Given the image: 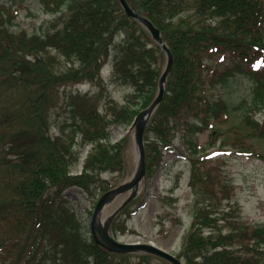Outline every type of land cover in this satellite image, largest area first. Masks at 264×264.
<instances>
[{
    "label": "trees",
    "instance_id": "1",
    "mask_svg": "<svg viewBox=\"0 0 264 264\" xmlns=\"http://www.w3.org/2000/svg\"><path fill=\"white\" fill-rule=\"evenodd\" d=\"M126 1L160 31L173 56L144 145L146 180L174 140L188 152L194 210L176 256L184 264H264V227L242 222L219 158L198 149L196 138L213 131L207 148L219 142L220 152L230 146L264 162V0ZM42 3L55 18L39 34L13 30L16 13L0 7V264H169L97 245L64 196L78 188L94 201L112 188L103 175L124 170L126 139L111 141L110 129L130 127L155 99L165 54L118 0ZM109 59V84L130 89L121 105L100 77ZM243 71L254 96L236 125L213 92ZM83 83L94 91L75 89ZM88 146L73 174L79 149ZM131 205L112 220L114 238L135 233L127 225Z\"/></svg>",
    "mask_w": 264,
    "mask_h": 264
},
{
    "label": "rangeland",
    "instance_id": "2",
    "mask_svg": "<svg viewBox=\"0 0 264 264\" xmlns=\"http://www.w3.org/2000/svg\"><path fill=\"white\" fill-rule=\"evenodd\" d=\"M1 6L11 8L16 13V17L12 20V29L15 31L24 29L28 33L39 34L53 25L55 15L46 9L42 0H0ZM165 63L162 64L163 68ZM254 88V82L243 71L231 77L224 86L218 87L213 93L216 96H223L235 116L234 123L239 125L240 119L236 116L249 108L248 105L252 103L254 96ZM105 92L121 105L125 103V97L130 93V89L108 84ZM100 110L104 112L102 106ZM254 117L262 120L260 114H255ZM230 126L231 123L222 127L223 135ZM52 131L55 133L56 129ZM213 136V131L196 135L198 149L206 148L205 154L219 158L221 174L229 182L232 193L231 204L237 209V215L242 222L264 227V162L245 156L230 146L220 152L219 142L207 148ZM110 138L113 142L126 139L124 170L121 173L103 175V178L114 188L134 176L137 169V154L133 128L113 126L110 129ZM173 145V149L164 153L163 162L153 178L143 179L135 190L119 195L105 208L106 217L120 208L126 199L135 196L132 199V201L136 200L131 205V216L127 221L129 229L135 233L118 235L119 241L152 243L173 255L178 254L184 236L192 223L194 195L188 185L190 175L188 152L178 139L174 140ZM89 148L88 146L79 149L81 161L72 169L73 174L81 172L82 161ZM64 196L83 223L85 234L89 237L91 213L100 196L98 195L94 201L88 200L78 188L66 190ZM262 253L264 258V247ZM154 263L162 264L158 260Z\"/></svg>",
    "mask_w": 264,
    "mask_h": 264
},
{
    "label": "water",
    "instance_id": "3",
    "mask_svg": "<svg viewBox=\"0 0 264 264\" xmlns=\"http://www.w3.org/2000/svg\"><path fill=\"white\" fill-rule=\"evenodd\" d=\"M119 3L123 9L124 14L127 17L138 21L146 29V31L150 34L152 39L160 46V48L166 55V65L159 79L158 92H157V95L154 101L151 103V105L147 109L139 113V115L136 117V120L134 122V126H135L134 146H135V150L137 154L136 173L133 176V178L130 179L128 182L123 183L115 187L114 189L109 190L108 192H106L100 197L92 213L91 222H90V230H91V234H92L94 241L98 245L102 246L103 248L107 249L110 252L119 253V254L146 253V254H151L159 258H162L165 261L169 262L170 264H183V262H181L171 253L166 252L165 250L155 247L153 245L121 243L115 240L108 233V223L104 228H101V227L99 228L96 226L97 217L100 211H102L103 208L106 206V204H108L111 200H113L118 195L134 189L138 185V183L142 180L145 174L146 158H145V149H144V141H143L144 130H145V127L147 126V123L151 115L153 114V112L155 111V109L157 108V106L159 105V103L161 102L163 98L164 84L166 82L167 75L169 74V71L173 63L172 53L170 52L166 44L162 41L160 37V31L157 28H155L148 19L134 12L129 7L126 0H119ZM129 201L130 199L126 200L122 206H125ZM120 209H118L117 212Z\"/></svg>",
    "mask_w": 264,
    "mask_h": 264
},
{
    "label": "bare ground",
    "instance_id": "4",
    "mask_svg": "<svg viewBox=\"0 0 264 264\" xmlns=\"http://www.w3.org/2000/svg\"><path fill=\"white\" fill-rule=\"evenodd\" d=\"M114 200V199H113ZM113 200H111L110 202H112ZM109 202V203H110ZM109 203L107 205H109ZM107 205L103 208L102 211H100L98 217H97V220H96V226L97 227H101V228H104L107 224V222L111 219L113 213L109 214L108 216H104L105 214V208L107 207Z\"/></svg>",
    "mask_w": 264,
    "mask_h": 264
}]
</instances>
